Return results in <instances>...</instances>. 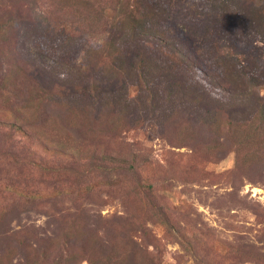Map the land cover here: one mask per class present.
<instances>
[{
	"label": "rangeland",
	"instance_id": "374dc122",
	"mask_svg": "<svg viewBox=\"0 0 264 264\" xmlns=\"http://www.w3.org/2000/svg\"><path fill=\"white\" fill-rule=\"evenodd\" d=\"M140 1L0 0V264H264V84L250 128L207 121L177 108L159 58L220 57L236 24L241 57L264 60V0H154L148 18ZM147 24L172 29L143 45ZM46 64L56 103L37 94Z\"/></svg>",
	"mask_w": 264,
	"mask_h": 264
},
{
	"label": "trees",
	"instance_id": "16d2710c",
	"mask_svg": "<svg viewBox=\"0 0 264 264\" xmlns=\"http://www.w3.org/2000/svg\"><path fill=\"white\" fill-rule=\"evenodd\" d=\"M155 1H140V4L146 11L144 17L148 18L149 16L151 17L152 15L159 14L161 12V9H158V6ZM230 2L231 0H216V2L213 1V4L220 6L221 4L225 5ZM216 9L217 8L210 7L206 15L214 17V20L218 23H220L221 21L223 23H226L227 20L225 19V17L227 16L225 15V11L214 13ZM129 11L132 13L130 8ZM10 13H13V11L11 10ZM168 14L169 13H167V16ZM4 16H6L5 13L0 15V17L2 18H4ZM121 16L122 17H120L118 23L121 25H125V21H127L129 16V12L128 10L126 11V7L122 9ZM167 27H169V29L158 30L152 28V26L150 27L149 24H147L146 26H144V28L140 26L133 27V29L131 28L132 30H130L131 35L139 34V38L140 36L144 37L143 45L145 44V42H153L159 45V43H164V41H159L161 40V37H164L161 32H169L170 29H172L170 26ZM205 28L207 27L205 26ZM200 30V25H197V27H188L187 30H181L180 28L176 27L175 34L176 37H179L181 33L182 37L191 38L192 33L195 34L198 31L200 32ZM159 33L160 38L155 39V37ZM125 34V29H123L122 35ZM215 34L216 36L221 37V42L218 40L217 43V39H215V43L211 44L213 45L214 54L220 57H205L206 44L203 46L205 47L203 49L204 54H202L201 57L197 56L198 52H196V57H182L181 53H179L178 56L175 50H172L170 48L168 49L170 52L165 51L163 53L165 57H159L161 60H163V67L170 71L172 86L168 84V87L174 89L172 92H170V94L174 98V103L176 102L177 108L179 110L185 108L189 110H194L199 115L200 119L203 118L207 121L212 119L217 120L219 119V117L222 116L221 114H223L224 121H232L234 123H237L236 125H238L240 128H242L243 126H246L248 128L249 124L252 125L253 123L254 106L258 105V101L256 102V100L254 99V93H256V89H258L262 86V84H264V60L259 59L257 62L253 59V57H251L250 59L248 57H241L245 53V51H241L243 50L241 47L242 42L241 38L237 37L238 26L236 24L231 27L225 25L220 26L216 29ZM224 37L228 38L226 40L228 41L227 44L229 45L226 44ZM182 47L184 48L185 54H187V52L188 54H191V52L188 51L191 48L189 43H187V45L186 43H183ZM240 52H242V54ZM45 56L52 57L50 55ZM156 60H158V58ZM101 61L103 62V60ZM101 61H98L96 65L98 66ZM56 63L57 61L55 62V64ZM28 64L30 63L26 62V65ZM54 65L46 64V66H43L41 69L42 74L39 75V78L37 79L38 81L36 80L37 85H39L37 88L40 91V93L37 94L45 98L44 100L49 101V103H56L60 100L57 97L58 78L55 76L57 71ZM212 66L215 69L218 67L221 70V73H217L216 71L211 72ZM199 70L202 71L201 74L198 72ZM187 71H189L187 74L182 73ZM256 73L258 75H261L256 76ZM207 75L210 77L209 79L207 78ZM77 78L82 80L81 77ZM215 78L216 82L219 83V88L221 89V92L219 94L217 92V95H219V97L213 96L212 92L210 91L211 82H213ZM259 78H262V81H260ZM111 79L109 81L106 80V85H104L105 89H102L104 93L105 90H109V95L114 94L120 89L118 83L113 84ZM114 82L117 81L115 80ZM68 83H73V80H70V82ZM89 83L87 85H90ZM97 86V80L93 83L91 82V91L94 89V87ZM157 87L158 85L157 83H155L154 87L152 88L154 89V93L156 95L159 94ZM91 91L89 92V94L93 96ZM44 114L46 115L45 111ZM46 118H49L48 115H46ZM252 129L253 128H251V130Z\"/></svg>",
	"mask_w": 264,
	"mask_h": 264
}]
</instances>
